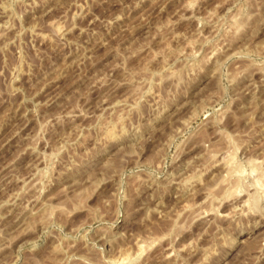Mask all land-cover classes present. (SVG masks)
Masks as SVG:
<instances>
[{
	"label": "rangeland",
	"instance_id": "374dc122",
	"mask_svg": "<svg viewBox=\"0 0 264 264\" xmlns=\"http://www.w3.org/2000/svg\"><path fill=\"white\" fill-rule=\"evenodd\" d=\"M263 174L264 0H0V264H264Z\"/></svg>",
	"mask_w": 264,
	"mask_h": 264
},
{
	"label": "bare ground",
	"instance_id": "6f19581e",
	"mask_svg": "<svg viewBox=\"0 0 264 264\" xmlns=\"http://www.w3.org/2000/svg\"><path fill=\"white\" fill-rule=\"evenodd\" d=\"M232 20H234V19H232ZM236 20H237V19H236ZM232 22H233V21H232ZM238 28H239V27H238ZM200 36H201V35H200ZM230 157H231V156H230ZM231 159H232V158H231ZM231 159H230V160H231ZM233 159H234V158H233ZM228 160H229V159H228ZM230 160L227 161V162L225 161L226 164H228V163L230 162ZM234 160H235V159H234ZM232 161H233V160H231L230 163L233 165L235 162L233 161L234 163H232ZM235 161H236V160H235ZM251 162H252V161H251ZM223 164H225V163H223ZM226 164H225V167H226ZM231 164H228V167H226V168H228V171H230V172H231V168H232L233 166H235V165L232 166ZM254 164H256V163H254ZM257 164H258V163H257ZM218 165H219V164H218ZM252 165H253V164H252ZM258 165H259V164H258ZM261 165H262V164H261ZM220 166H221V165H220ZM231 166H232V167H231ZM255 167H256V166H255ZM224 169H225V168H224ZM256 169H257V168H256ZM225 170H226V169H225ZM232 170H233V169H232ZM255 171H256V170H255ZM255 171H254V172H255ZM232 172H233V171H232ZM232 172H231V173H232ZM261 172H262V171H261ZM226 173H227V172H226ZM228 174H229V173H228ZM259 174H260V172H259ZM226 175H227V174H226ZM230 175H231V174H230ZM263 175H264V174H263ZM263 175H262V176H263ZM231 176H232V175H231ZM225 177H226V176H225ZM263 177H264V176H263ZM263 177H262V178H263ZM191 178H192V177H191ZM200 178H201V177H200ZM228 178H229V177H228ZM230 178H232V177H230ZM262 178L258 179L257 182H256L257 186L260 187V188L258 189L259 191L262 190V189H261L262 187L264 188V186H262V184H263V183H262V182H263V181H262ZM198 179H199V178H198ZM196 180H197V179H196ZM225 180H228V181H229L230 179H227V178H226ZM198 181L200 182V180H198ZM191 182H192V181H191ZM222 182H223V181H222ZM222 182H220V183H221V184H224V183H225V181H224L223 183H222ZM226 182H227V181H226ZM201 183H202V182H201ZM202 184H203V183H202ZM202 184H201V185H202ZM221 184H220V185H221ZM215 185H216V184H215ZM217 185H219V184H217ZM241 185H242V184H241ZM213 186H214V185H213ZM213 186H212V187H213ZM242 186H243V185H242ZM257 186H256V188H257ZM199 187H200V186H199ZM212 187L210 186L211 189H208V188L206 189V191H207V190L210 191L209 194L212 193V192H211L212 189H213V192H214V190L217 188V187H216V188L214 189V188H212ZM214 187H215V186H214ZM238 187H240V186L238 185ZM245 187H246V186H245ZM247 188H248V187H247ZM254 188H255V187H254ZM239 189H240V188H239ZM239 189H238V190H239ZM245 190H246V189H245ZM246 191H247V190H246ZM254 191H255V190H254ZM259 191H257V192H259ZM207 192H208V191H207ZM216 192H217V191H216ZM247 192H248V191H247ZM251 192H252V191H251ZM257 192H255V193H257ZM260 192H262V191H260ZM263 192H264V190H263ZM249 193H250V191H249ZM206 194H207V193H206ZM251 194H252V193H251ZM253 194H254V193H253ZM257 194H258V193H257ZM257 194H256V195H257ZM261 194H262V193H261ZM237 196H238V195H237ZM249 196H251V197H249ZM254 196H255V195H253V197H254ZM247 197H249V201H251V203H252V200H250V199L252 198V195L249 194ZM255 198H256V196H255ZM252 199H253V198H252ZM247 200H248V199H247ZM256 200H257V199H256ZM260 200H261V199H260ZM260 200H258V201L260 202ZM247 202H248V201H247ZM243 203H244V202H243ZM255 203H257V202H255ZM255 203H253V205H254ZM260 203H261V202H260ZM246 204H247V203H246ZM249 205H252V204H250V202H249ZM249 205H248V206H249ZM253 205H252V208L254 207ZM256 205H257V204H256ZM260 205H261V204H260ZM246 206H247V205H246ZM248 206H247V209L249 208V210H250V206H249V207H248ZM254 208H256V207H254ZM254 208H253V209H254ZM243 209H244V208H243ZM254 210H255V209H254ZM254 210H253V211H254ZM212 211H213V210H212ZM198 212H199V211H198ZM213 212H214V211H213ZM211 213H212V212H211ZM247 213H248V212H247ZM202 214H203V213H202ZM209 214H210V213H209ZM212 214H213V213H212ZM204 215H205V214H204ZM168 259H169V258H168ZM127 260H128V259H127ZM125 261H126V260H125ZM123 263H124V262H122V264H123ZM119 264H120V263H119Z\"/></svg>",
	"mask_w": 264,
	"mask_h": 264
}]
</instances>
